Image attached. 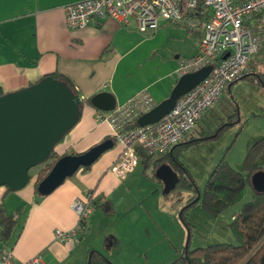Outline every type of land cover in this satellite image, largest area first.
<instances>
[{"label": "crops", "instance_id": "crops-1", "mask_svg": "<svg viewBox=\"0 0 264 264\" xmlns=\"http://www.w3.org/2000/svg\"><path fill=\"white\" fill-rule=\"evenodd\" d=\"M73 1L78 0H0V95L18 91L55 72L65 75L74 84V89H78L77 93L82 98L81 114L73 127L55 144L52 153L55 157L76 155L105 140L113 141V145L88 169L80 167L48 194L40 195L35 191L37 175L44 164L37 166L33 176L30 175L31 181L23 188L12 191L5 186L0 187V202L6 211L14 214L21 210L12 237L7 243L14 260L18 262L39 254L44 264H87L88 251L92 246L87 248L83 243L86 244L87 237L91 236L93 226L101 228V216L105 214L97 209L101 213L99 214L94 208L88 218L85 233L79 234L76 241L62 243L55 239V230L71 229L77 223V215L71 208V203L78 198L84 199L89 192L92 196L101 194L112 199L119 191L126 190L124 185L131 190V186L142 178L141 171L137 168L143 160L141 158L136 168L123 180L109 170L121 148L113 140L109 123L96 118L99 109L89 99L99 92L107 91L114 96L116 106H119L136 92L146 89L158 103L157 101L169 96L179 77L178 61H173L172 72L166 74L170 77L166 83H162L165 74L134 83L131 79L134 69L141 65L139 61L128 58L136 46L129 38L134 33L133 30H137L135 24L120 25L116 21L106 20L99 25L69 29L65 24L62 7ZM170 24L187 29L182 23ZM160 25L161 22L159 27ZM199 29L196 30V26L191 28L195 46L189 55L197 50L202 33ZM175 58L179 59V56ZM248 61L244 73L248 72ZM144 72L136 76L144 77ZM154 94L159 100L156 101ZM224 95L225 92L198 121L203 120L214 128L218 122L225 120L231 114V110L226 111L228 107L223 117L215 111L223 104ZM49 160L51 158L47 162ZM143 161L142 172L145 173L146 168L151 165L156 171L154 178L160 187L163 182L170 186L169 191L177 187L176 181L174 182L177 172L171 170L166 159L158 160L154 157L148 163ZM125 211L124 217L128 216V208ZM128 218L135 221L139 215L134 214L133 218ZM103 231L108 234L104 243L110 246L108 249L112 252L121 242L119 234L106 226Z\"/></svg>", "mask_w": 264, "mask_h": 264}, {"label": "rangeland", "instance_id": "rangeland-1", "mask_svg": "<svg viewBox=\"0 0 264 264\" xmlns=\"http://www.w3.org/2000/svg\"><path fill=\"white\" fill-rule=\"evenodd\" d=\"M131 23L133 25L134 21L131 20ZM165 24L166 21L162 19L160 27L153 31L154 33H142L131 27L134 33L130 34L129 38L136 46L128 58L141 63L134 69L131 78L134 83L141 80L148 81L161 74H165L162 83H166L170 79L166 74L172 72L173 61L190 56L189 52L194 49L195 43L190 28L185 29L168 22L166 27ZM177 55L179 59L175 58ZM248 63L249 74L245 72L247 77L243 76L245 78L235 80L230 86V92L225 89L223 104L215 110L219 112L220 117L225 116L223 114L227 113L226 111L231 110L230 113L237 111L233 123L222 131L220 136L202 140L182 152L181 161L201 189L211 169L222 156L228 159L233 168L242 170L243 157L250 144L264 136V86L254 82L258 78L253 74L264 73V41ZM141 72H144V77L136 76L141 75ZM159 84L158 82L157 85ZM154 96L156 101L159 100V97L155 94ZM202 130L210 131L212 126L205 124L203 120L198 121L197 126L189 134L197 136ZM143 163L144 161L141 160L137 167L141 171L142 178L131 186V190L124 185L126 190L119 191L111 199L113 208L115 207L114 217L102 214L101 228L93 226L91 236L87 237L86 244L83 243L85 247L92 246L91 250H99L106 257L112 258L114 261L108 257L114 264H167L181 253L186 244L188 229L180 219L179 212L186 205L188 198L193 195V190L177 186L165 193L166 183L163 182L161 187L156 183L154 178L156 171L151 165L143 173ZM257 163L264 167V148ZM37 168V166L32 167L29 174L33 176ZM251 192V186L247 184L242 199L216 217L208 214L198 204L190 207L188 210L189 221L192 224L188 242L190 247L206 246L220 241L235 243L232 231L229 230V223L233 214L240 210L241 204L250 199ZM9 193L13 192L9 191ZM126 208L129 217L133 218V215L137 214L139 218L133 221L128 216L124 217ZM98 210L96 209L101 214ZM105 226L115 230L121 240L112 252L108 249L110 246L104 243L108 235L104 234Z\"/></svg>", "mask_w": 264, "mask_h": 264}, {"label": "built area", "instance_id": "built-area-1", "mask_svg": "<svg viewBox=\"0 0 264 264\" xmlns=\"http://www.w3.org/2000/svg\"><path fill=\"white\" fill-rule=\"evenodd\" d=\"M202 1L209 9L193 55L178 61V76L212 65L208 74L181 95L172 109L157 122L140 126L138 118L157 103L148 90L133 94L124 104L109 111L97 110L96 118L109 123L114 141L120 146L109 170L123 180L138 164V152L160 155L181 142L197 121L219 101L227 84L243 76L247 61L264 41V0H78L63 5L65 24L69 29L99 25L113 20L135 27L142 33L157 30L162 19L197 25L194 13ZM75 92L78 89L75 87ZM92 193L75 199L71 208L77 223L71 229H56L54 237L62 243L77 240L87 229L94 207ZM1 243V236H0ZM0 264H44L39 254L25 261H15L13 252L0 245Z\"/></svg>", "mask_w": 264, "mask_h": 264}, {"label": "water", "instance_id": "water-1", "mask_svg": "<svg viewBox=\"0 0 264 264\" xmlns=\"http://www.w3.org/2000/svg\"><path fill=\"white\" fill-rule=\"evenodd\" d=\"M211 67L212 65H206L179 76L169 96L142 114L137 120L138 125L160 120L181 95L208 74ZM230 85L231 83L227 84L225 88L229 90ZM90 102L103 111L112 110L116 106L114 96L107 91L95 94ZM81 105L82 98L79 94L51 74L18 91L0 95V187L5 186L14 191L28 183L29 170L46 163L55 144L79 119ZM112 145V140H105L84 153L60 157L47 176L39 182L38 193H50L80 167L91 165ZM250 181L256 191L263 192L264 169L253 172ZM169 188L166 184L165 193ZM199 194L197 190L194 199L180 210V219L183 209L194 204L200 197ZM189 239L188 231L185 248ZM91 253L92 251L89 252L87 264H90Z\"/></svg>", "mask_w": 264, "mask_h": 264}, {"label": "trees", "instance_id": "trees-1", "mask_svg": "<svg viewBox=\"0 0 264 264\" xmlns=\"http://www.w3.org/2000/svg\"><path fill=\"white\" fill-rule=\"evenodd\" d=\"M197 6L194 13L195 18H197L196 30L200 28L199 30L202 32L204 23L209 19V9L202 1H199ZM248 74L249 73H247V75ZM253 74L258 78V80H254V82L264 86V73L255 72ZM51 75L65 82V84L75 92L74 84L69 77L56 72ZM247 75L244 76L247 77ZM233 83L234 82H232L231 85ZM90 100L91 98L89 101ZM236 114L237 111L229 114L225 120L218 122L212 130L207 132L202 130L197 136H193L189 134V132L181 142L177 143L163 154L151 156L142 151L138 152L139 158L145 160L147 163L154 157L158 158V160L166 159L171 170L174 173L177 172L176 186L193 190V195L188 198L186 204L194 199L196 191L198 190L200 197L194 204H198L199 207L214 217L230 205L239 202L244 195L243 192L247 184H250L252 189L250 199L241 204L240 210L231 217L232 219L229 223V230L232 231L233 238L236 241L235 243L232 241H220L219 243L207 244L206 246L199 245L194 248H191L188 244L187 248L183 247L181 253L167 264H264V191H256L252 187L250 181L253 172L264 169V167L262 168L257 163L259 155L264 148V136L250 144V147L243 157L242 170L233 168L228 159L222 156L211 169L202 189L195 183L193 176L189 174L188 169L180 159L183 150L187 147L198 144L202 142V140L214 139V137L220 136L221 132L226 130V128L233 123ZM136 124L138 123L136 122ZM50 158L51 160L48 162L46 161L47 163H45V166L37 175L35 183V191L37 193L39 182L47 176L53 164L60 157H55L54 153L51 151V155L48 159ZM89 167L90 165H87L82 168L86 170ZM91 202L94 208L99 209L106 216L114 217L115 212L111 199L98 194L92 196ZM194 204L185 207L181 213V220L188 229L190 236L192 224L189 221L188 210L190 207L194 206ZM20 212L21 210L19 209L16 213L10 214L6 211L3 203L0 202L1 247H7V243L11 239L17 225ZM91 251L90 264H114L101 252L94 249Z\"/></svg>", "mask_w": 264, "mask_h": 264}]
</instances>
